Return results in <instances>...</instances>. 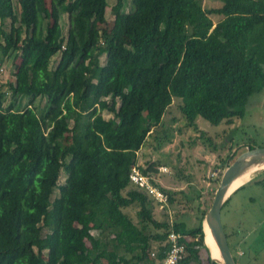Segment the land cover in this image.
<instances>
[{"label": "trees", "instance_id": "trees-1", "mask_svg": "<svg viewBox=\"0 0 264 264\" xmlns=\"http://www.w3.org/2000/svg\"><path fill=\"white\" fill-rule=\"evenodd\" d=\"M124 1L99 28L107 0H16L18 10L0 0V63L19 58L7 106L0 88V264H154L170 231L186 247L178 264H217L204 243L206 208L193 227L171 221L129 172L158 171L137 153L174 97L197 130V116L232 123L264 90V0H131L128 11Z\"/></svg>", "mask_w": 264, "mask_h": 264}, {"label": "rangeland", "instance_id": "rangeland-1", "mask_svg": "<svg viewBox=\"0 0 264 264\" xmlns=\"http://www.w3.org/2000/svg\"><path fill=\"white\" fill-rule=\"evenodd\" d=\"M13 1L16 8V0ZM107 3L106 21L98 24L99 28H108L113 22L111 6L115 0H107ZM220 4L219 0H202L204 7ZM124 5L125 11L133 8L131 0H125ZM218 17L212 15L214 21ZM67 21L65 13L61 18L64 32ZM57 59L58 55L52 57L51 67L55 65ZM104 60L103 54L100 63L103 64ZM18 63L19 58L14 57H5L0 63V88L6 92L5 106L12 100L9 83L14 80ZM45 101V98L35 99L37 111H40ZM26 102L27 99L22 100L21 106ZM180 104V98L174 97L163 116L162 126H157L147 135L137 153V161L144 167L149 162H154L158 170L159 167H166V171H156L157 182L166 189L176 192V200L169 204L166 202L158 211L166 214L171 221H184L188 227H193L197 223L200 210L204 208L207 210L212 202L218 184L217 178L226 165L227 157L248 144L253 147H264V90L250 96L244 115L234 118L232 123L221 122L212 125L206 119L197 116L195 120L197 130L186 125L179 108ZM101 113L104 118L111 116L107 110ZM147 122L148 118L144 116L136 126L138 124L143 126ZM201 131L205 132V136L200 135ZM206 136L211 137L212 142L204 138ZM69 140L68 133L65 135V141ZM219 171V176L214 178L215 173ZM263 176L264 168L251 172L249 178L230 195L229 200L221 208L222 225L228 235L231 252L239 264H264V183H254ZM64 178L65 173L62 171L59 183H62ZM137 220L135 217L136 222Z\"/></svg>", "mask_w": 264, "mask_h": 264}, {"label": "water", "instance_id": "water-1", "mask_svg": "<svg viewBox=\"0 0 264 264\" xmlns=\"http://www.w3.org/2000/svg\"><path fill=\"white\" fill-rule=\"evenodd\" d=\"M264 164V147H250L236 155V157L223 168L214 191L213 199L206 210L202 229L204 232V243L208 248L211 262L217 264H237L231 252L226 233L221 220V208L227 198L238 188L232 189L233 182L252 167H261ZM205 227L209 230L220 258L211 255V249L205 242Z\"/></svg>", "mask_w": 264, "mask_h": 264}, {"label": "built area", "instance_id": "built-area-1", "mask_svg": "<svg viewBox=\"0 0 264 264\" xmlns=\"http://www.w3.org/2000/svg\"><path fill=\"white\" fill-rule=\"evenodd\" d=\"M158 171H166V167H159ZM219 174L220 171L217 174L215 173L214 178H217ZM129 178L131 182L144 188L154 199L160 202L162 206L166 204V195L156 185V174L152 172L143 173L138 168L137 164H135L130 168ZM167 242L168 246L164 251L163 258L156 260L154 264H178L183 259L186 247L185 244L181 242V234L175 231L168 232ZM151 255L156 258L155 252H151ZM236 263L239 264L238 262Z\"/></svg>", "mask_w": 264, "mask_h": 264}, {"label": "bare ground", "instance_id": "bare-ground-1", "mask_svg": "<svg viewBox=\"0 0 264 264\" xmlns=\"http://www.w3.org/2000/svg\"><path fill=\"white\" fill-rule=\"evenodd\" d=\"M259 168H264V164L261 165V167H252V169H249L248 171H246L244 174H242L240 177H238L232 184L231 186V190L235 189L239 186H241L250 176L251 172L259 169ZM205 242L207 244V246L211 249V255L214 258H220L219 256V252L218 249L215 245V242L209 232V230L205 227Z\"/></svg>", "mask_w": 264, "mask_h": 264}, {"label": "crops", "instance_id": "crops-1", "mask_svg": "<svg viewBox=\"0 0 264 264\" xmlns=\"http://www.w3.org/2000/svg\"><path fill=\"white\" fill-rule=\"evenodd\" d=\"M189 264H195V263L192 261V262H190Z\"/></svg>", "mask_w": 264, "mask_h": 264}]
</instances>
